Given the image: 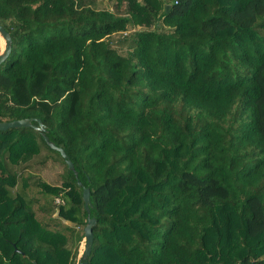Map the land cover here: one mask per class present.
<instances>
[{
  "label": "trees",
  "instance_id": "obj_1",
  "mask_svg": "<svg viewBox=\"0 0 264 264\" xmlns=\"http://www.w3.org/2000/svg\"><path fill=\"white\" fill-rule=\"evenodd\" d=\"M0 25V122L40 119L78 175L0 131V264H80L88 217L87 264H264V0H0Z\"/></svg>",
  "mask_w": 264,
  "mask_h": 264
},
{
  "label": "water",
  "instance_id": "obj_2",
  "mask_svg": "<svg viewBox=\"0 0 264 264\" xmlns=\"http://www.w3.org/2000/svg\"><path fill=\"white\" fill-rule=\"evenodd\" d=\"M170 8L171 5L166 6L167 13L169 12ZM0 36L4 41V48L0 54V65H1L10 55L13 41L8 31H6V29L2 25H0ZM34 122H36L37 125H35ZM12 128H33L34 130L38 131L43 136L44 141L48 144V146L54 151H57L61 154L62 158L64 159L65 163L68 166L69 171L73 172L76 175V177H78L74 164L70 160L66 151L63 148L58 147L54 142L50 141L49 137L47 136L46 127L40 119L26 118L11 122H0V131H6ZM77 184L79 185V187H82L83 189L82 197H83L85 211L87 213H90V210L92 208L91 190L89 187H85L78 178H77ZM95 225H96V219L88 217L87 225L84 229V245L81 247L79 252V257L81 259L80 264H87V259L91 254L92 244L94 240L93 227Z\"/></svg>",
  "mask_w": 264,
  "mask_h": 264
},
{
  "label": "rangeland",
  "instance_id": "obj_3",
  "mask_svg": "<svg viewBox=\"0 0 264 264\" xmlns=\"http://www.w3.org/2000/svg\"><path fill=\"white\" fill-rule=\"evenodd\" d=\"M37 174L43 178L44 181H46L49 184L52 185H60L61 179L60 176L63 171V167L60 163H55L53 161H48L43 166H37L36 167ZM84 245V242L82 243V246Z\"/></svg>",
  "mask_w": 264,
  "mask_h": 264
},
{
  "label": "built area",
  "instance_id": "obj_4",
  "mask_svg": "<svg viewBox=\"0 0 264 264\" xmlns=\"http://www.w3.org/2000/svg\"><path fill=\"white\" fill-rule=\"evenodd\" d=\"M57 202L59 203L60 201H59V200H57Z\"/></svg>",
  "mask_w": 264,
  "mask_h": 264
}]
</instances>
